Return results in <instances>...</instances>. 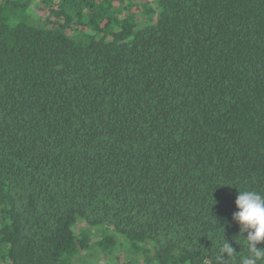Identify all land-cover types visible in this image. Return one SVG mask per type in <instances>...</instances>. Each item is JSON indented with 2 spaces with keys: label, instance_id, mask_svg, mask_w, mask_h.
Segmentation results:
<instances>
[{
  "label": "trees",
  "instance_id": "trees-1",
  "mask_svg": "<svg viewBox=\"0 0 264 264\" xmlns=\"http://www.w3.org/2000/svg\"><path fill=\"white\" fill-rule=\"evenodd\" d=\"M237 190L264 0H0V264H241Z\"/></svg>",
  "mask_w": 264,
  "mask_h": 264
},
{
  "label": "clouds",
  "instance_id": "clouds-1",
  "mask_svg": "<svg viewBox=\"0 0 264 264\" xmlns=\"http://www.w3.org/2000/svg\"><path fill=\"white\" fill-rule=\"evenodd\" d=\"M234 204L238 210L232 213V220L238 224L240 236L244 237L249 252L242 258L241 264H261L264 261V247L256 245L264 241V195L239 190ZM234 252L224 237L220 253L230 257Z\"/></svg>",
  "mask_w": 264,
  "mask_h": 264
},
{
  "label": "rangeland",
  "instance_id": "rangeland-1",
  "mask_svg": "<svg viewBox=\"0 0 264 264\" xmlns=\"http://www.w3.org/2000/svg\"><path fill=\"white\" fill-rule=\"evenodd\" d=\"M31 12H32V14H34L35 16H39L40 18H41L42 15H43V13H42V11L40 10V8H39L38 6H35V5H33V6L31 7ZM41 14H42V15H41ZM104 258H105V257L99 258V259H98L99 262L96 263V264H106Z\"/></svg>",
  "mask_w": 264,
  "mask_h": 264
}]
</instances>
